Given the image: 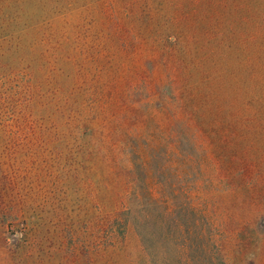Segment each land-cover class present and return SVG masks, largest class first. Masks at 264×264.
Segmentation results:
<instances>
[{
  "label": "rangeland",
  "instance_id": "374dc122",
  "mask_svg": "<svg viewBox=\"0 0 264 264\" xmlns=\"http://www.w3.org/2000/svg\"><path fill=\"white\" fill-rule=\"evenodd\" d=\"M167 198L264 264V0H0V264H179Z\"/></svg>",
  "mask_w": 264,
  "mask_h": 264
},
{
  "label": "trees",
  "instance_id": "16d2710c",
  "mask_svg": "<svg viewBox=\"0 0 264 264\" xmlns=\"http://www.w3.org/2000/svg\"><path fill=\"white\" fill-rule=\"evenodd\" d=\"M167 198L165 211L163 212V238L178 247L177 261L179 264H224L219 246L214 239L212 228L209 232L204 224L196 219L195 209L192 205L185 203L170 204ZM157 200V199H156ZM148 221L150 212H146ZM141 224V222H140ZM150 254L151 264H157L153 242L139 231Z\"/></svg>",
  "mask_w": 264,
  "mask_h": 264
}]
</instances>
